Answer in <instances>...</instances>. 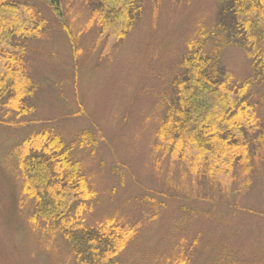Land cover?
Masks as SVG:
<instances>
[{
    "label": "rangeland",
    "instance_id": "374dc122",
    "mask_svg": "<svg viewBox=\"0 0 264 264\" xmlns=\"http://www.w3.org/2000/svg\"><path fill=\"white\" fill-rule=\"evenodd\" d=\"M18 1L27 25L38 16L44 25L26 53L38 87L29 100L33 111L17 116L0 105V264H82L59 223L31 221L34 201L22 193L19 156L38 154L34 135L44 129L66 144L83 130L96 138L94 147L72 153L98 193L83 217L89 224L117 218L137 230L119 256L124 264H173L179 257L189 264H264V147L248 186L238 167H218L210 181L186 160L155 150L163 98L173 94L188 41L200 26L217 24L218 0H146L142 20L120 40L89 23L84 0H61L72 42L47 0ZM222 61L233 82L255 79L242 47H226ZM251 92L259 133L264 81L255 79Z\"/></svg>",
    "mask_w": 264,
    "mask_h": 264
},
{
    "label": "trees",
    "instance_id": "16d2710c",
    "mask_svg": "<svg viewBox=\"0 0 264 264\" xmlns=\"http://www.w3.org/2000/svg\"><path fill=\"white\" fill-rule=\"evenodd\" d=\"M47 1L72 42L61 0ZM84 1L90 8L89 23H96L101 34L110 33L120 40L142 20L146 0ZM20 5L18 0H0V105L17 116L34 109L29 100L38 87L27 74L26 53L29 39L39 36L44 25L39 16L27 25L19 15ZM218 7L217 24L209 30L199 27L187 43L181 71L172 82L173 94L162 101L165 110L156 131L155 150L186 160L192 170L209 180L216 181L218 167L226 165L224 173L230 166L232 171L238 167L246 175L247 185L253 161L264 147V129L256 133L260 125L251 92L255 79L264 81V0H218ZM231 44L245 50L255 79L233 82L222 61ZM34 138L41 142L38 154H21L18 161L22 193L34 201L31 221L59 223L82 264H124L119 256L137 230L126 228L117 218L89 224L83 217V212L92 210L98 193L80 162L72 160V153L77 146L94 147L93 133L83 130L70 144L47 129ZM76 204V218L66 222ZM173 264L189 263L186 257H179Z\"/></svg>",
    "mask_w": 264,
    "mask_h": 264
}]
</instances>
